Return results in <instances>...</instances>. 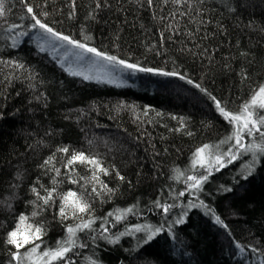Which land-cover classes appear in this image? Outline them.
I'll return each mask as SVG.
<instances>
[{
	"label": "trees",
	"instance_id": "obj_1",
	"mask_svg": "<svg viewBox=\"0 0 264 264\" xmlns=\"http://www.w3.org/2000/svg\"><path fill=\"white\" fill-rule=\"evenodd\" d=\"M0 2V264H44L24 259L33 243L40 256L67 239L68 227L89 221L52 264H264V156L245 179L252 154L228 162L234 126L216 108L219 101L239 114L264 84V0ZM32 15L154 71H138L120 87L67 74L25 39L13 44L31 31ZM245 143L264 138L245 136ZM205 145L213 160L207 171L196 162ZM75 153L108 174L69 164ZM215 155L224 157L219 170ZM192 175L207 176L200 190ZM33 188L52 199L45 204ZM69 192L89 205L86 212L69 207L60 215ZM29 225L42 229L41 238L19 249L18 262L8 234ZM145 228L159 232L146 242Z\"/></svg>",
	"mask_w": 264,
	"mask_h": 264
},
{
	"label": "snow or ice",
	"instance_id": "obj_2",
	"mask_svg": "<svg viewBox=\"0 0 264 264\" xmlns=\"http://www.w3.org/2000/svg\"><path fill=\"white\" fill-rule=\"evenodd\" d=\"M174 3H180V0H173ZM186 2V0H185ZM148 3L151 5L152 0H148ZM100 5L98 4L97 7ZM27 12L29 14L33 13V8L29 7L27 8ZM4 13L3 3L0 2V16H2ZM32 20L35 21V24L33 27H38L40 30H42L44 33L50 35L52 38L58 41H63L69 45H72L74 48L81 49L85 53H91L93 56L100 57L103 60H106L112 64H120L124 68L131 69L133 71H142V72H153V69L150 68H141L138 67L137 64L127 63L124 60H119L115 56H109L101 51H98L95 47H88L86 44L81 43L79 41L73 40L67 35H63L61 33H58L53 30L52 27L48 26L46 23L41 22L40 19H38L35 15H32ZM76 73H73L75 75ZM160 75H178L175 72L168 73V72H160L158 73ZM88 77H85L87 79ZM183 79V77H180ZM191 83V81H189ZM198 87V85H197ZM216 108L219 110L222 116L230 124L234 126V132L231 137H229V140H234L236 148V151H229L228 155V162L230 163L232 160L236 159L238 155H244L247 153L252 154V162L247 167L244 178L247 179L248 176H251L254 172L255 165L258 163L257 155L264 156V143H245V136L248 137H254L255 134H259L261 138H264V86H260L256 92L251 97V100L249 102H246L239 114H234L229 111L225 110V107L221 106V103L219 101L216 102ZM226 142V141H224ZM222 142V143H224ZM209 146L205 145L204 147L200 148L197 153L196 157L198 158V162L200 163V166L202 168H205L207 171L211 166H213V160L209 157H205L206 150ZM60 151H63L65 153L68 152L67 148L60 149ZM75 162H81V163H88L93 165L97 171L103 172L105 175L108 174L107 169H104L101 167L100 161L96 159H91L89 157H86L83 153H75L71 156L68 163L72 164ZM45 163H50V161H45ZM214 164L217 167V170L219 168L225 166V161L223 155H215L214 157ZM208 174L210 175L211 172L209 171ZM119 175V174H118ZM95 180L99 181V176L94 174L93 177ZM121 180L124 178L121 176ZM189 180H191L193 183L191 187L200 190L202 187V183L207 180V176H201L199 178L190 176L188 177ZM55 183V181H54ZM105 189H107V185L103 186ZM95 191V189H93ZM107 191H112L111 189H107ZM230 191V189H229ZM33 192L36 194L37 199H43L44 203L47 204L49 200L52 199V193L49 192L47 197H42L39 192L36 191L35 188H33ZM183 195V193H181ZM64 206L60 210V215L62 217L67 216L66 209L71 207L73 210V213L79 212L84 213L88 210L89 205L85 202H82L80 198L76 196L75 192H69L66 196L63 197ZM129 211H131L129 209ZM167 211V209H165ZM33 215H36V213H33ZM120 217H117L119 219ZM26 217L21 216L20 222L24 223L26 221ZM182 222V221H181ZM217 223H222L220 220V217H216ZM91 225V221L83 223L81 225H77L76 228L68 227V237L65 241L61 242V244L55 249V250H48L44 251L41 256L37 257L38 261H44V264H52L53 261L57 260H63L65 259L66 254L71 250L72 246L75 245V234L77 230H83L86 228H89ZM141 229H137V231H140ZM146 232H149V235L146 238V242L153 239L156 232H159V229H156L155 231H152L149 228L143 229ZM42 229L40 227H36L34 230L31 229V226H28L27 232H21L20 228L17 227V229L11 231L8 234V243L15 246L17 249V252L13 254V259L17 260L18 262L21 261V255L19 254V249L23 247L24 244L33 243L35 240H39L41 238ZM22 237V240H21ZM119 237H117V241H113V243L118 242ZM38 245H35L33 243V247L30 251V253L24 257V259L32 260L33 256L36 254Z\"/></svg>",
	"mask_w": 264,
	"mask_h": 264
},
{
	"label": "rangeland",
	"instance_id": "obj_3",
	"mask_svg": "<svg viewBox=\"0 0 264 264\" xmlns=\"http://www.w3.org/2000/svg\"><path fill=\"white\" fill-rule=\"evenodd\" d=\"M32 28H30L31 31L28 29L18 33L19 35L13 39V44H18L22 39H25L39 52L49 54L67 74L81 77L85 81L105 83L116 87L128 86L127 79L132 74H138V71L124 68L120 64H112L100 57L93 56L91 53H85L81 49L74 48L63 41L55 40L38 27ZM73 73L76 74L73 75ZM85 77L88 78L85 79ZM196 162H198V159H196ZM30 251L28 252L30 253ZM38 255L37 252L34 255L36 260L39 257Z\"/></svg>",
	"mask_w": 264,
	"mask_h": 264
}]
</instances>
